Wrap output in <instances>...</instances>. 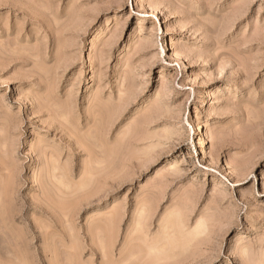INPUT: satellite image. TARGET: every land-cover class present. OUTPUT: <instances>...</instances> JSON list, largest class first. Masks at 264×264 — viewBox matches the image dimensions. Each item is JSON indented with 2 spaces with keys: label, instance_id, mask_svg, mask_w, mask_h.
Listing matches in <instances>:
<instances>
[{
  "label": "rangeland",
  "instance_id": "1",
  "mask_svg": "<svg viewBox=\"0 0 264 264\" xmlns=\"http://www.w3.org/2000/svg\"><path fill=\"white\" fill-rule=\"evenodd\" d=\"M0 195V264H264V0H0Z\"/></svg>",
  "mask_w": 264,
  "mask_h": 264
},
{
  "label": "bare ground",
  "instance_id": "2",
  "mask_svg": "<svg viewBox=\"0 0 264 264\" xmlns=\"http://www.w3.org/2000/svg\"><path fill=\"white\" fill-rule=\"evenodd\" d=\"M45 10V9H44ZM76 21V20H75ZM75 23V22H74ZM176 55V58H178L179 57V54H178V52H176L175 53ZM73 110V109H72ZM72 110L70 109V108H66V107H64V109H62V117H64L65 118V122L66 123H68V124H70V120L68 119V115H70L71 114V112H72ZM122 112V111H121ZM92 113V112H91ZM97 116H99V115H97ZM101 117V116H100ZM72 126V125H71ZM73 127V126H72ZM103 132V131H102ZM86 142V141H85ZM58 168V167H57ZM50 171V170H49ZM55 171H57V170H55ZM54 173V172H53ZM56 173V172H55ZM54 175V174H53ZM89 176V175H88ZM52 178H53V176H52ZM55 178V177H54ZM88 181V180H87ZM84 186V185H83ZM82 188V187H81ZM13 191V190H12ZM12 193H14V192H12ZM9 194H11V192H9ZM12 196V195H11ZM10 196V197H11ZM2 196L0 195V198H1ZM12 198H13V196H12ZM2 199V198H1ZM0 199V200H1ZM47 200V199H46ZM1 202V201H0ZM3 205H2V204ZM0 204H1V206H4V203L3 202H1ZM6 208H7V206H5ZM3 209V207H1V209L0 210H2ZM5 209V208H4ZM8 213V212H7ZM200 229H202L203 227H204V225L203 224H200L199 226H198ZM204 229V228H203ZM198 230V229H197ZM198 232V231H197ZM189 234V233H188ZM190 235V234H189ZM181 241V240H180ZM158 251V250H157ZM161 251H163V249H161ZM17 253V252H16Z\"/></svg>",
  "mask_w": 264,
  "mask_h": 264
}]
</instances>
